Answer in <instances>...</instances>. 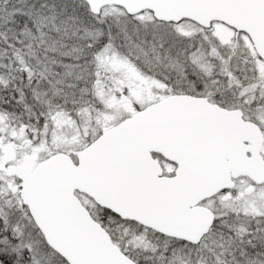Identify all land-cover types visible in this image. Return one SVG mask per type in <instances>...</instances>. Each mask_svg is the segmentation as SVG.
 Here are the masks:
<instances>
[{
  "label": "snow or ice",
  "instance_id": "1",
  "mask_svg": "<svg viewBox=\"0 0 264 264\" xmlns=\"http://www.w3.org/2000/svg\"><path fill=\"white\" fill-rule=\"evenodd\" d=\"M0 264H264V0H0Z\"/></svg>",
  "mask_w": 264,
  "mask_h": 264
}]
</instances>
